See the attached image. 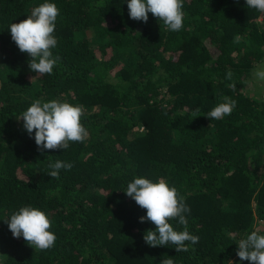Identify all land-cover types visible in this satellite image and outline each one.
Instances as JSON below:
<instances>
[{"label": "trees", "instance_id": "1", "mask_svg": "<svg viewBox=\"0 0 264 264\" xmlns=\"http://www.w3.org/2000/svg\"><path fill=\"white\" fill-rule=\"evenodd\" d=\"M44 2L0 0V264H250L237 250L252 231L264 235V84L253 73L264 13L246 0H183L174 32L152 13L131 19L128 0H48L60 59L41 75L9 26ZM225 96L233 111L211 121L204 114ZM37 99L83 106L88 137L39 151L17 120ZM56 160L74 165L59 179L47 175ZM135 177L164 179L184 198L199 236L189 251L146 244L155 225L124 191ZM23 206L48 215L53 247L13 237L5 219Z\"/></svg>", "mask_w": 264, "mask_h": 264}, {"label": "clouds", "instance_id": "2", "mask_svg": "<svg viewBox=\"0 0 264 264\" xmlns=\"http://www.w3.org/2000/svg\"><path fill=\"white\" fill-rule=\"evenodd\" d=\"M249 8L264 13V0H246ZM129 16L136 21H148V14L152 13L170 31L178 32L183 27L184 12L183 0H128ZM59 9L55 3L45 0L44 3L32 9L31 14L19 22L11 23L9 30L12 40L19 50L30 56L28 61L30 71L35 74L53 73L59 57H53L51 49L57 46V39L53 35ZM240 36L234 37V43L240 42ZM226 78L231 80L229 71ZM255 78L264 81V70L257 69ZM234 87V85H233ZM236 101L224 97L219 103L204 115L212 120H221L230 115ZM83 106L72 105L68 102L51 100L42 102L35 100L17 120L23 121V127L31 136L35 130V143L38 150L62 149L69 147L70 142H83L88 137L86 128L81 123ZM200 109L192 112L193 118L200 116ZM74 165L70 162L56 160L48 165L47 175L59 179L60 171L71 170ZM139 207L146 209V215L141 216L140 222L150 221L155 229L145 231L143 239L151 247L172 245L176 252L189 251L191 245L199 242V236L188 230V219L191 209L178 194L177 189L164 179L157 182L144 177H135L127 184L124 190ZM176 220L183 226L182 231L174 229L170 221ZM14 238L24 240L32 247L47 250L55 245L56 236L49 231L52 222L48 215L32 206L20 207L5 219ZM237 255L241 261L247 260L250 264H264V235L252 231L238 241ZM161 264H175L171 258H165Z\"/></svg>", "mask_w": 264, "mask_h": 264}, {"label": "rangeland", "instance_id": "3", "mask_svg": "<svg viewBox=\"0 0 264 264\" xmlns=\"http://www.w3.org/2000/svg\"><path fill=\"white\" fill-rule=\"evenodd\" d=\"M257 69L264 70V63H262V65H260V67L257 68ZM257 69H255V70L253 71L254 76H255V72H256ZM262 83L264 84V81H262ZM245 86H246V89H251L252 83L249 85V82H247V84H246ZM258 88H259V87H258ZM262 91H263L262 88H261V89H258V92H257V93H260V92H262Z\"/></svg>", "mask_w": 264, "mask_h": 264}, {"label": "water", "instance_id": "4", "mask_svg": "<svg viewBox=\"0 0 264 264\" xmlns=\"http://www.w3.org/2000/svg\"><path fill=\"white\" fill-rule=\"evenodd\" d=\"M263 97H264V88H263Z\"/></svg>", "mask_w": 264, "mask_h": 264}, {"label": "crops", "instance_id": "5", "mask_svg": "<svg viewBox=\"0 0 264 264\" xmlns=\"http://www.w3.org/2000/svg\"><path fill=\"white\" fill-rule=\"evenodd\" d=\"M264 88V87H263Z\"/></svg>", "mask_w": 264, "mask_h": 264}]
</instances>
